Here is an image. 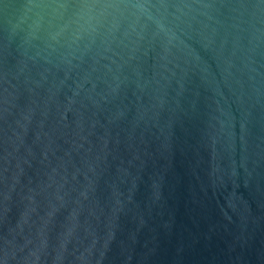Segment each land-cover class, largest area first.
<instances>
[{
	"label": "water",
	"instance_id": "water-1",
	"mask_svg": "<svg viewBox=\"0 0 264 264\" xmlns=\"http://www.w3.org/2000/svg\"><path fill=\"white\" fill-rule=\"evenodd\" d=\"M0 264H264V0H0Z\"/></svg>",
	"mask_w": 264,
	"mask_h": 264
}]
</instances>
